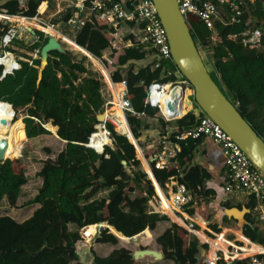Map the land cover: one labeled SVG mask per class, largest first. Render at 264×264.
Instances as JSON below:
<instances>
[{
  "label": "trees",
  "instance_id": "1",
  "mask_svg": "<svg viewBox=\"0 0 264 264\" xmlns=\"http://www.w3.org/2000/svg\"><path fill=\"white\" fill-rule=\"evenodd\" d=\"M44 1L47 0H26L22 7L21 0H0V15L32 18L38 9L40 12L45 10ZM49 6L48 2V9ZM245 8L242 16L231 23V14L221 11L220 19L214 24L216 41L197 16L190 14L186 21L199 54L207 58L205 64L212 79L264 140V55L242 44L241 34L249 29ZM224 9L227 10L226 7ZM73 15L76 20L81 17L77 10ZM71 17L72 14L67 13L64 22ZM8 25L0 24V38ZM112 33L114 31L108 22L92 16L76 32L74 42L92 58L101 60L104 51L111 48ZM32 34L38 40H16L7 48L16 58L22 59L18 61L20 69L0 79V103L9 105L14 112V122L22 121L18 116L23 115L20 134L9 156L11 160L0 162V206L5 200L10 207H16L27 183L24 165L17 159L27 139L49 135L51 132L44 128L48 124L53 132L57 128V136L65 142V147L54 160L43 162L38 173L42 185L28 203L39 205L32 217L17 223L9 216H0V264H80L78 251L87 247L80 237V230L97 224L112 229L110 232L117 236L122 234L123 239L116 236L122 243L138 237L149 242L151 231L159 222L168 219L165 215L150 212L148 204L155 197L156 189L161 192L160 188L165 189L172 181L184 184L196 197L185 208V213L205 229L204 223H208L210 218L207 204L202 206L201 201L213 191L205 188L210 174L194 164V151L201 139L189 138L179 142L180 152L168 162L159 158L163 134L150 138L147 143L141 139V131L147 129L142 128V116L154 117L157 114L156 110L145 105L146 88L153 82L175 81L176 77L166 76L162 67L153 69L155 62L137 72L131 68L125 77L119 71L129 61L144 60L154 50H146L148 44L135 43L117 56L112 72L107 69L114 83L125 81L134 114L127 116L131 141L117 134L108 124L112 146L99 155L85 145L95 132L97 116L104 114L101 75L88 68L86 61L90 59L86 55L77 58L66 51L65 54L51 52L46 66L41 68L40 52L48 38L39 31ZM231 36L237 38L231 39ZM35 52L37 58L33 59ZM112 53L114 56L117 51ZM103 65L106 66L104 62ZM190 94L193 95L192 90L184 99V105L190 104L186 112L192 109L188 100ZM160 123L162 128L166 126L163 120ZM196 123L197 118L188 112L176 121L177 131L171 138ZM52 136L57 138L54 134ZM25 145L31 147L28 143ZM22 154L26 156V152ZM103 191L108 192L107 198L97 199L96 196ZM161 198L169 203L162 197V192ZM255 206V200L250 198L238 208L252 211ZM230 208L229 202L221 204L223 212ZM70 225L74 226L73 230H70ZM209 228L217 234V245L232 244L224 236L231 231L225 232L218 225H210ZM234 229L241 230L243 235L237 231L236 236L246 243L241 250L248 256L255 248L252 245L250 249L249 244L260 242L251 214L244 217L242 226L235 222ZM110 232L105 229L95 243L116 246L118 240ZM156 244L163 252L164 260L174 264H204L207 246L192 242L189 234L177 224H171L157 237ZM91 254L93 264H138L125 248H118L107 257H99L94 252Z\"/></svg>",
  "mask_w": 264,
  "mask_h": 264
},
{
  "label": "built area",
  "instance_id": "2",
  "mask_svg": "<svg viewBox=\"0 0 264 264\" xmlns=\"http://www.w3.org/2000/svg\"><path fill=\"white\" fill-rule=\"evenodd\" d=\"M249 1L250 0H177L181 14L186 19L190 14L197 16L213 33V41H215L214 38L217 37L214 24L220 19L221 11L230 13V23L235 22L238 17L242 16V10ZM21 6L24 7L23 5ZM81 6H86L90 13L96 18L108 22L115 36H117L118 30L124 22L144 25L145 37L143 42L147 43L154 50V56L156 57L153 69L162 67L166 70V76L176 77L175 81L167 83H151L146 88L145 105L156 110L166 123L176 122L188 112L194 114L197 118V123L193 127L187 128L179 134H175L173 138H171V136L161 137L162 148L159 156L160 160L168 162L169 159L174 158L176 155L174 157L171 156L170 147H179V142L181 141H185L189 138L210 139L222 152L228 174V193L234 197L244 196L249 198V200L253 198L256 202V209L258 210V221L264 225V174L252 165L245 153L238 147L232 138L212 119L204 115L198 107L195 109L192 108L180 118L177 116L183 105L185 91L191 92L192 88L188 81L179 74L178 70H174L175 65L171 56L167 36L153 1L134 0L127 9H124L117 0H81ZM224 7H226L227 10H225ZM43 16L44 13H40L38 9L37 14L32 18L23 16H4L1 19V24L8 23L9 25L6 29L2 30L4 33L0 38V60H8L11 65L7 67L5 64L0 63V69L2 70L0 79L20 69L18 61L22 59L16 58L12 53L7 51V48H9L14 41H36L38 39L35 38L32 32L39 31L46 38H56L61 45L67 42L64 35H60L62 32L59 31L57 26L51 24L48 20L44 19ZM12 19H17V21H12ZM22 22H26L28 25H24ZM84 22L85 21L82 19L78 20L80 26L76 29L77 31ZM68 23L71 24L75 22L70 20ZM54 33H57V37L53 35ZM230 38L236 39L237 37L231 36ZM26 39H28V41H25ZM241 41L249 50H255L264 55V33L260 30L251 32L245 31L241 34ZM32 58H37V52L32 55ZM88 58L90 60L92 59V57ZM30 64H32L31 61ZM100 64L105 69L101 61ZM105 70L107 71V69ZM101 77L103 80V87L105 85V87L102 88V95L105 100L103 114L105 118L102 123H98L95 126V132L90 136L85 145L99 155L104 154L105 148L112 146L111 133L107 125H112L117 134L126 136L125 134L119 133L118 129L123 124L129 129L127 116L129 114H134L126 87H121L117 85L118 83H114L108 71L107 76L101 74ZM175 90H177L179 94L173 98L172 94ZM160 93H165L167 95L169 107L172 109L171 116L163 112V108H165L166 105L159 100ZM190 96L191 94L188 98ZM100 134L105 138H109L111 141L110 144H99L102 138H98L97 136ZM195 198L196 197L192 195L184 184L174 182L166 198L170 203V211L169 209H163L162 200H158L152 212L169 217L170 215L168 212H172L179 221L174 222L170 217L172 222L182 227L189 234L190 238H194L200 244L206 245L207 250L203 258L204 264H236L237 262L240 264H264V237L261 242H257L258 245H255L251 253L246 256L241 250L242 246L236 244H231L230 246L217 245V234L213 232L209 235L201 233L200 230L196 228L197 223L185 213V208L194 202ZM152 200H155V197ZM92 227L94 231L91 230ZM104 230L105 228H102L99 224L87 226L80 230V237L84 244L89 246L95 243V240L101 236ZM251 248L252 246L250 244V249Z\"/></svg>",
  "mask_w": 264,
  "mask_h": 264
},
{
  "label": "crops",
  "instance_id": "3",
  "mask_svg": "<svg viewBox=\"0 0 264 264\" xmlns=\"http://www.w3.org/2000/svg\"><path fill=\"white\" fill-rule=\"evenodd\" d=\"M117 1L120 3V5L124 9H127L130 7L131 2L134 0H117ZM42 4H45V10L43 12H40V13H44L43 18L48 20L51 24H54L55 26H57L59 31L62 32V34L60 33V35H64L65 39L67 40V42L65 44H67L71 48L73 47L74 50L83 53L87 57H91L85 50H83L80 47H78L77 45H75V42H74L75 34L77 32L76 29L80 25L78 23V20L74 19L73 12L75 10H77L81 14V17L79 19H82L84 21L91 19V17L93 16L90 13V11L87 9L86 6H83V7L81 6V0H51V5L54 7V9L51 10L50 14H48V12H49L48 1H44ZM246 5L247 6L245 8L244 14H246V16H247V24L249 26V29L246 30V32H251L254 30H260L261 32L264 33V0H250L249 2H247ZM259 8H260V10H259ZM69 12H70V14H72V17L70 20H72L75 23L69 24L68 22L70 20L68 22H64L63 19L65 18V15ZM63 13H65V14H63ZM1 16H2V18L4 17L3 15H1ZM5 17H7V16H5ZM14 20H17V19H12V21H14ZM24 25H28V23H25ZM141 26L142 25H138V24H135L133 22H124L121 24V26L118 30V33H117V37H120V39H121L120 42H122L121 44H123V46H124L123 49L124 48H130L135 43L144 44L143 39L145 37V34L142 35V32L144 33V28H141ZM214 39L216 41L218 38L216 37ZM145 44H147V43H145ZM146 50L152 51L153 49L149 46L146 48ZM105 52H106V50L104 51V53ZM104 53H103V56H104ZM119 54H122V52H120V53L117 52V54H115V57H114L115 63H116V58ZM91 60L93 61V64L95 65L96 68H97V64H98L102 71H104V72L106 71L101 66V64L98 62V60H96L94 58H92ZM94 60L97 62H94ZM154 62H156V57L154 56V52H153V54L149 53L144 60L129 61L124 67H121L119 69V71H120L122 77H125L126 73L129 69L133 68V70L135 72H137L140 68H143L146 65L153 64ZM43 63H44L43 65H45L44 60H43ZM97 69L99 70V68H97ZM101 70H99V72H100V74H103ZM117 85H119L121 87H126L125 81H123L122 83H118ZM104 87H105V85H104ZM191 105H192L193 109L196 108V106L194 104L191 103ZM187 107L188 108L190 107L189 102L187 103L185 110L188 109ZM185 114H186V111L184 112L183 116ZM147 121H149L148 116H146V117L143 116L141 118L142 128H147V129H143L141 131V139H145L144 137H147L148 135H149V138H156V137L160 136L161 134H163L164 137L165 136H171L173 133H175L177 131L176 122L166 123L163 120L166 123V126L164 128H162V126L160 127V126L154 125V124L149 125V123ZM174 123H175V125H171ZM45 127L49 131H51L52 133H55L52 130H50L48 124ZM56 132H57V128H56ZM126 136H127V138L131 137L130 134H127ZM56 137L57 138H54V141L56 143H57V141L62 143L61 150L57 152V154H59L64 149L65 142L62 141L61 139H59L57 135H56ZM38 138H40V137H38ZM38 138H34V139H30V140L27 139V142L30 146L34 145V140H36ZM179 152H180V147H178V146H171L170 147V153H171L172 157H174ZM20 153H21V151H20ZM31 153H32V151L29 152V154H31ZM194 155H195L194 164H197V165L203 167L204 169H206L207 172L211 176V178L205 182V188L207 190H212L213 194L208 196L207 198H205L204 201H201L202 206H203V204H207V206H208L207 214L210 218L208 223H204L205 227H206L205 229H203L196 220H194L193 218H191L189 216L188 217L193 219L197 223L196 228L198 230H200L201 233H204L207 235L212 234L213 231L209 228V226L210 225H218L219 227L222 228V230H225V232L227 230L232 232V233L228 234L229 239L227 236H225L232 244H236L238 246L246 245V243L244 241H241L236 236L237 231H239L242 234L241 230H237V231L233 230L232 231V229H231L234 227L235 222H237V221L233 220V219H229L225 216L223 210L221 209V204H223L225 202H229L231 204L230 201H232V198H234V199L238 200V204L235 206L231 204V206H232V208H238L239 205H243L244 203H247L248 201H250L249 198H246L244 196L234 197L228 193V191H227L228 174H227V170L225 167L224 158H223V155H222L220 148L216 144H214L210 139H207V138L201 139L199 145L196 147V149L194 151ZM51 159L54 160L55 158H51ZM170 165L174 166L173 163H171ZM173 183H174V181H172L169 185H167L166 189L160 188V190L162 192V197H164L165 199L168 197V194L171 191V186L173 185ZM22 190H23V188H22ZM161 192L158 189H156L155 201L151 200L148 204L150 212H152L154 210V208L156 207V202H158V200H162ZM21 193H22V191H21ZM20 199H21V196L19 197V199L17 201V205H18ZM166 203L167 202L165 200L162 201L163 209H164ZM28 207H30V209L25 210V212H23L22 214H20V215L11 214L9 217H11L17 223L25 222L26 220H28L29 218L32 217L34 212L39 208V205L34 204V205H30ZM242 208H245V207H242ZM249 213L252 216L254 226L257 228L258 238H259V241L261 242L263 237H264V225L258 221V218H257L258 210L256 209V206L252 211H249ZM166 217L168 220L161 221L156 225L155 230L159 231V235H161L168 228L167 223L169 222V220L171 221V219H172V218L170 219L169 216H166ZM239 223L240 224H238V222H237L238 226L239 227L242 226V224H241L242 222H239ZM69 228H70V230H73L74 226L70 225ZM118 238H120V237H118ZM123 238L121 237L120 239H123ZM190 240L192 242H197L198 244H200L194 238H190ZM217 240H218V238H217ZM252 245H258V244L252 243L251 246ZM249 247H250V244H249ZM114 250H116L115 246H112L110 244L93 243V245L91 247L87 246L85 248H81L78 251L79 262H80V264H93V256H92L91 252H94L99 257H107ZM160 262H161L160 264H174L173 262L167 261L164 259ZM137 263L138 264H157V262H155L151 258H146L144 260H140Z\"/></svg>",
  "mask_w": 264,
  "mask_h": 264
},
{
  "label": "water",
  "instance_id": "4",
  "mask_svg": "<svg viewBox=\"0 0 264 264\" xmlns=\"http://www.w3.org/2000/svg\"><path fill=\"white\" fill-rule=\"evenodd\" d=\"M152 1L165 30L173 63L179 74L188 81L192 88L193 103L191 101L190 103L195 104L204 115L212 119L227 133L245 153L252 165L264 174V140L258 136L212 79L202 56L197 50L186 18L179 10L177 0ZM51 52L65 54L61 43L53 37H49L41 49V62L45 61L43 67L46 66ZM177 94L179 92L175 90L172 97L174 98ZM104 118V115L97 116L98 123H102ZM44 128L47 130L46 127ZM125 137L127 138V136ZM6 148L7 142L5 140L0 141V162L2 163L11 160L4 158ZM123 164L125 165V162ZM248 213L249 210L246 208L224 210L227 218L236 221L243 220ZM146 257H151L152 260L158 262L164 259V254L161 250L140 248H134L131 252V258L136 263L146 259Z\"/></svg>",
  "mask_w": 264,
  "mask_h": 264
},
{
  "label": "rangeland",
  "instance_id": "5",
  "mask_svg": "<svg viewBox=\"0 0 264 264\" xmlns=\"http://www.w3.org/2000/svg\"><path fill=\"white\" fill-rule=\"evenodd\" d=\"M47 1L50 4L49 12H48V14H50L51 10L54 9V7L51 5V0H47ZM25 3H26V0H21V5L24 6ZM63 14H65V13H63ZM0 22L2 23V20ZM112 34H113V41H112L111 48L106 50V52L104 53V56L101 60H98L99 63H100V61L102 64L104 62L106 65L105 69H108L110 72L113 71L112 65L115 64V58H114L115 55L113 56V54H112L113 50H117V52L120 53V52H122L123 47H124L123 44H121L122 42H120L121 41L120 37L114 36V33H112ZM144 34L145 33L142 32V35H144ZM25 41H28V39H26ZM62 47L66 52H70L73 56H75L77 58H81V56L83 55V53L74 50L73 47L71 48L66 44L62 45ZM18 52L21 53L20 50ZM22 52H24V51H22ZM202 57L204 59V62L207 63V60H206L207 58L205 57L204 54H202ZM40 60H41V56H40ZM94 62H97V61L94 60ZM43 64L44 63L41 62V68L44 66ZM86 65L88 66V68L90 70H92L93 72H97L99 75H101L99 72V70H101V68L98 64H97V68H99V70L95 67L92 60L86 61ZM102 73L105 74L104 71H102ZM188 99H189V101H191L193 103V95L190 96ZM186 106H187V104L184 106L185 108L183 107V109H182L183 114L186 111L185 110ZM18 118H23V115H19ZM148 118H149V121H147V122L149 123V125L154 124V125H158L161 127L160 120H162V118L160 117V115L158 113L154 117H148ZM171 125H175V123L171 124ZM144 138L145 139H142L144 143L150 142L149 135L147 137H144ZM129 139L130 138L128 137V140ZM129 141H131V140H129ZM27 143H28L27 141L24 142L20 157L17 158L24 165V168H25L24 171H25V176L27 178V183L23 187V190L21 193V199H20L18 205L16 204V207H14V208L10 207L5 200L1 203L0 216H10L11 214L20 215L23 212H25V210L30 209V207H28V206H30V205H28V203L30 200H32V198L35 195H37V192L42 185V181H41V178L38 176V173L40 172V170L42 168L43 162L48 160V159H51V158H56L55 156L58 155L57 152L60 151L62 148V143H60L59 141H57V143H56L54 141V137L52 136L51 133L49 135H44V136L34 140V145H31V147H29L28 145H25ZM135 149H136V146H135ZM31 150H32V153L29 154V152H31ZM47 150H49V151H47ZM23 151L26 152V156H23V154H22ZM136 157H137V155H136ZM141 169L143 170L142 164H141ZM107 196H108V192L103 191V192L99 193L96 196V198L97 199H103V198H107ZM153 201H155V200H153ZM230 202L234 206L238 204V200L234 199V198H232V201H230ZM237 222H238V224H240L239 222L243 223V220H238ZM173 223L174 222L169 220V222L167 223L168 228ZM174 224H176V223H174ZM233 228H231L232 231L235 230ZM109 230L113 231L112 229H109ZM109 230H108V232H109ZM151 235H152V238L149 242L143 241L141 238L138 237L136 240H130L128 243H122L115 236L118 240V244L115 246V249L125 248V249L129 250L130 252H133L134 248L161 250L159 248V246L156 244V238L160 236L159 231H157V230L151 231ZM224 236L228 237V234L225 233ZM228 239H229V237H228ZM92 245H93V243L89 246L91 247ZM146 258H151V257H146ZM160 263H161L160 261L157 262V264H160Z\"/></svg>",
  "mask_w": 264,
  "mask_h": 264
},
{
  "label": "bare ground",
  "instance_id": "6",
  "mask_svg": "<svg viewBox=\"0 0 264 264\" xmlns=\"http://www.w3.org/2000/svg\"><path fill=\"white\" fill-rule=\"evenodd\" d=\"M0 19H2L1 15H0ZM14 21H17V20H14ZM19 21H21V20H19ZM22 23L25 24L26 22H22ZM56 34L57 33H54L53 35H55L57 37ZM0 63L5 64L7 67H9L11 65L10 61H8V60H0ZM188 92L189 91H185L184 99H185L186 94H188ZM184 99H183V105L177 114V116L179 118L183 116V113H182L183 110L182 109L185 106L184 105ZM159 100H161V102L166 105V107H165L166 109L163 108V112L165 114H167L168 116H171L172 115V109H170V107H169V103L167 101V95L165 93H162V94L160 93L159 94ZM13 117H14V112L11 110L9 105L0 103V141L5 140L7 142V148H6L5 155H4L5 159L11 158L9 156H10L11 151L15 145L16 138L20 134L19 133V130L21 128L20 125L22 126V121L18 120V121L14 122ZM50 126L52 127V125H50ZM118 130H119V133H121V134H125V135L129 134V131H128L129 129L127 128V126L125 124L120 126ZM24 131H25V129H24ZM52 134L55 135L56 132L52 133ZM97 137L102 138V139H100L99 144H101V143L110 144V142H111L109 138H105L101 134L98 135ZM99 147H100V145H99ZM164 209H169V211H170V203L167 202ZM168 213L173 220L178 221V219L176 218V216L172 212H168ZM105 226H107V225H105ZM103 228L109 230L108 227H103ZM109 232H110V230H109ZM110 233H112V232H110ZM112 234H114V233H112ZM114 235L117 236L116 234H114ZM120 235L123 238L122 234H120ZM117 237H120V236H117Z\"/></svg>",
  "mask_w": 264,
  "mask_h": 264
}]
</instances>
